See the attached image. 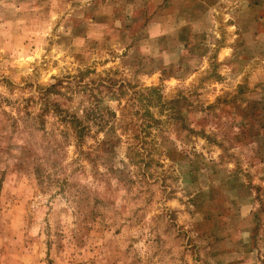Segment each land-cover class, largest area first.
Instances as JSON below:
<instances>
[{
	"label": "rangeland",
	"instance_id": "rangeland-1",
	"mask_svg": "<svg viewBox=\"0 0 264 264\" xmlns=\"http://www.w3.org/2000/svg\"><path fill=\"white\" fill-rule=\"evenodd\" d=\"M246 1L0 0V264H264Z\"/></svg>",
	"mask_w": 264,
	"mask_h": 264
},
{
	"label": "trees",
	"instance_id": "trees-1",
	"mask_svg": "<svg viewBox=\"0 0 264 264\" xmlns=\"http://www.w3.org/2000/svg\"><path fill=\"white\" fill-rule=\"evenodd\" d=\"M56 85L52 86V90H55ZM57 92V91H56ZM55 93V92H51ZM56 95L58 93H55ZM91 97V95H90ZM96 100V97H95ZM55 108V107H53ZM102 107L98 106L91 108H85L83 111L82 116H78V111L75 110L74 113L70 114L67 110H61L59 107H56L57 112L59 113L60 121L65 124V126H69V128H72L74 134L76 137H84V135L87 132V126L86 122L89 121L91 118L95 120H102L103 118V112L101 110ZM62 115V116H61Z\"/></svg>",
	"mask_w": 264,
	"mask_h": 264
},
{
	"label": "crops",
	"instance_id": "crops-1",
	"mask_svg": "<svg viewBox=\"0 0 264 264\" xmlns=\"http://www.w3.org/2000/svg\"><path fill=\"white\" fill-rule=\"evenodd\" d=\"M250 3L252 2V4H253V0H248ZM247 2V1H246ZM249 2H247L248 4H250ZM259 4V3H258Z\"/></svg>",
	"mask_w": 264,
	"mask_h": 264
}]
</instances>
